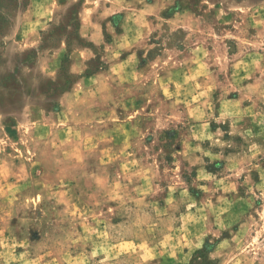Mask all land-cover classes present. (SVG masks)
<instances>
[{
  "label": "clouds",
  "instance_id": "1",
  "mask_svg": "<svg viewBox=\"0 0 264 264\" xmlns=\"http://www.w3.org/2000/svg\"><path fill=\"white\" fill-rule=\"evenodd\" d=\"M6 74L0 264H264V0H13Z\"/></svg>",
  "mask_w": 264,
  "mask_h": 264
},
{
  "label": "rangeland",
  "instance_id": "2",
  "mask_svg": "<svg viewBox=\"0 0 264 264\" xmlns=\"http://www.w3.org/2000/svg\"><path fill=\"white\" fill-rule=\"evenodd\" d=\"M12 4H13V0H0V7H11ZM219 7H220V5L218 4L217 8H219ZM73 16H75V13L73 14ZM79 26L80 27L83 26V21H80ZM101 31H102V34L105 35L106 41H110V36H108L106 34V25L101 26ZM85 46H90V45H85ZM94 79H95L94 75H89L88 77H86V81L87 80H94ZM83 87H84V85H82V84H77L75 86L76 95L80 97V102L78 105H73L72 100L70 98H68V97L65 98V102L67 104V111H65L62 114V118L60 116H57L54 118H48V117L43 118L44 119V124H43L44 130L51 131L52 129H54L56 127L57 124H59L60 128L63 129V132L60 133L62 138L68 139L73 134H75V136L77 138H80L82 136V133L80 131L79 126H77L75 128L73 127L74 118L78 122H82V121H80V117L78 116V114L83 115V116H85V118H87V113L89 112V106H91V109L93 111H102L103 110V103L102 102L97 103L94 98L84 97L81 94L80 90ZM49 88H50V86L46 85L44 87V91L48 92ZM2 90H6L8 94L0 96V104L4 105L5 107H10V106L14 105L17 102V97L19 94V82H18L15 75L6 74L4 76H0V91H2ZM228 98L233 99V98H238V97H236V94L229 93ZM137 107H139V102L137 103ZM33 123H35V121H32L30 119V110L28 107H26L24 112L22 113L21 126L25 129L31 131V128L29 127V125L33 124ZM213 130H215L214 126H213ZM39 134L44 135L45 131H39ZM53 144H55V141H53ZM177 150H180L179 145L177 146ZM166 159H168L170 163L172 162L171 156L166 157ZM17 163H19V162L17 161ZM262 167H264V165H262ZM40 170H41V165L35 159H33V161H32V174L34 175L37 171H40ZM23 171H24V173H27L28 169L26 166L23 167ZM2 173H3V169L0 168V178H2ZM194 174H196V173H194ZM254 178H258V174H256L254 176ZM11 183H12V180L10 178L9 179V185H11ZM189 191L192 192L193 195L195 196L196 191H199V190L190 189ZM77 194H79V193L77 192ZM79 207H80V205H78V204L75 205V208H79ZM122 244L134 246V242H132V241H124V242H122ZM148 252H150V249H146L145 255H147ZM190 264H191V262H190Z\"/></svg>",
  "mask_w": 264,
  "mask_h": 264
}]
</instances>
